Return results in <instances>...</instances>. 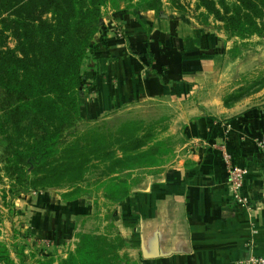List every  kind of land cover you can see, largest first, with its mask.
Here are the masks:
<instances>
[{"label": "crops", "instance_id": "0c3cea01", "mask_svg": "<svg viewBox=\"0 0 264 264\" xmlns=\"http://www.w3.org/2000/svg\"><path fill=\"white\" fill-rule=\"evenodd\" d=\"M125 10L102 12L82 65L85 112L95 120L148 100L162 103L182 124L172 165L144 171L129 197L115 206V224L130 257L138 264H239L264 256V151L256 145L264 135V48L242 50L235 63L219 67L207 58L192 64L187 58L198 41L208 46L205 35L182 39L171 19L164 22L152 10ZM115 20L125 25L124 42L110 34ZM218 73L224 94H244L229 107V98L212 87ZM223 151L249 171L241 189L244 203L232 193ZM58 198L65 227L83 222L86 208ZM72 234L68 245L78 240L79 233Z\"/></svg>", "mask_w": 264, "mask_h": 264}, {"label": "trees", "instance_id": "16d2710c", "mask_svg": "<svg viewBox=\"0 0 264 264\" xmlns=\"http://www.w3.org/2000/svg\"><path fill=\"white\" fill-rule=\"evenodd\" d=\"M159 3L160 0H0V148L7 173L24 177L26 166L54 155L59 140L80 120H94L83 107L82 65L101 27L103 8L124 4L125 12H137L155 10ZM198 7L206 9L231 35L249 37L264 32V0H198ZM212 39L218 40L215 36ZM128 44L132 49V43ZM197 47L187 58L192 64L220 52L199 41ZM99 137L107 143L106 136ZM71 148L76 154L85 149L78 144ZM125 161L117 158L106 168L112 173L130 169ZM56 169L51 166V170ZM14 188L15 195L23 192L22 187ZM113 188L118 203H123L131 192L126 183L124 188L118 184ZM72 203L74 207L79 205L78 201ZM78 238L75 250L60 258L58 264H131L120 254L126 243L121 234L113 238L79 233ZM44 258L38 264H54L56 260L54 254ZM0 264H18L1 242ZM19 264L24 262L20 260Z\"/></svg>", "mask_w": 264, "mask_h": 264}, {"label": "rangeland", "instance_id": "374dc122", "mask_svg": "<svg viewBox=\"0 0 264 264\" xmlns=\"http://www.w3.org/2000/svg\"><path fill=\"white\" fill-rule=\"evenodd\" d=\"M136 2L133 0V3ZM109 7L114 9L117 5L110 4L102 12ZM152 11L164 22L171 19L182 39L195 34L205 35L209 48L220 51L207 58L214 67L235 63L242 50L257 46L264 48V32L255 37L231 35L206 9L198 7V0H160L158 7ZM109 31L115 36L112 29ZM210 35L218 40L211 39ZM10 42L13 46L14 40ZM213 80L214 92L224 94V88H220L219 73ZM243 95L234 94L230 98L226 95L229 99L224 105L235 104ZM181 129V120L172 112L163 110L162 103L140 100L99 119L80 120L59 140L54 155L43 162H31L26 166L24 177L11 176L4 170L0 148V242L7 246L18 264L20 260L24 264H38L50 254L55 255L56 264L60 258L75 250L78 236L76 245L66 242L74 235L72 232L106 234L113 238L121 234L115 224V206L120 203L116 200L118 195L113 187L118 184L124 188L126 183L132 189L140 183L144 171L172 165L176 158V146L181 142ZM99 136H106L107 143ZM74 144L85 149L76 154L71 148ZM68 153L73 157L70 158ZM117 158H125V165L130 169L112 173L106 168ZM51 166L58 169L53 171ZM78 166L79 169L75 170ZM14 187H22L23 192L15 195ZM42 193L53 194L51 198H32ZM20 196L24 198L18 200ZM53 197L65 202L78 201L79 206L88 211L82 218L83 222L79 218L78 223L74 222L75 227L71 224L68 230V226L65 227L66 215L60 211ZM127 246L123 243L120 248L124 261L138 264L130 257ZM22 249L24 254H21Z\"/></svg>", "mask_w": 264, "mask_h": 264}, {"label": "built area", "instance_id": "2783aa9c", "mask_svg": "<svg viewBox=\"0 0 264 264\" xmlns=\"http://www.w3.org/2000/svg\"><path fill=\"white\" fill-rule=\"evenodd\" d=\"M111 29L113 30L114 37L118 41H126V29L125 25L122 22L114 21L111 24ZM110 29V30H111ZM256 145L259 149L264 151V135L259 137L256 141ZM222 160L228 170L229 178H230V185L232 189V193L236 200H238L240 203L246 202V199L243 198L241 195V189L246 181V178L248 176V169L244 166L237 165L231 154L227 151L222 152ZM239 264H264V256H249L242 261H240Z\"/></svg>", "mask_w": 264, "mask_h": 264}]
</instances>
